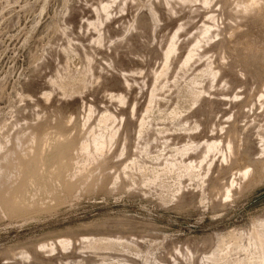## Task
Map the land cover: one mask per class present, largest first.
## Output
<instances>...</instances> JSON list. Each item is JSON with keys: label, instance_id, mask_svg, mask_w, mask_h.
<instances>
[{"label": "rangeland", "instance_id": "obj_1", "mask_svg": "<svg viewBox=\"0 0 264 264\" xmlns=\"http://www.w3.org/2000/svg\"><path fill=\"white\" fill-rule=\"evenodd\" d=\"M249 1L0 0V264H264Z\"/></svg>", "mask_w": 264, "mask_h": 264}, {"label": "bare ground", "instance_id": "obj_2", "mask_svg": "<svg viewBox=\"0 0 264 264\" xmlns=\"http://www.w3.org/2000/svg\"><path fill=\"white\" fill-rule=\"evenodd\" d=\"M261 4H262V2L259 1V0H251V1L247 2V3H244V6L248 10H254L257 7H259ZM227 137H228L229 144H232L233 134L229 133ZM96 145L98 146L97 150L98 149H100V150L102 149L101 146H99L98 144H96ZM89 147H90V145H89ZM230 148H231L230 149V154L232 155L234 153L235 149H234L233 145H231ZM262 151L264 152V149ZM236 153H237V151H236ZM240 154L235 157V160L232 162V166L229 168L230 171H233L234 179H235L236 176H240L242 179H246L248 177L250 178V176H252V179L255 182L254 177L257 176V173H260V172L264 171V157H262L260 155H258L256 157L255 156H251L249 153L244 154V155L243 154L240 155ZM234 170H236V172H234ZM230 179H231V177H230ZM233 184H234V180L232 179V181L230 183L223 184V187L227 186L228 191L229 190L231 191V189L233 187Z\"/></svg>", "mask_w": 264, "mask_h": 264}]
</instances>
